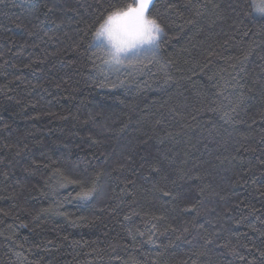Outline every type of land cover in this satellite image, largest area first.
I'll list each match as a JSON object with an SVG mask.
<instances>
[{"label":"trees","instance_id":"1","mask_svg":"<svg viewBox=\"0 0 264 264\" xmlns=\"http://www.w3.org/2000/svg\"><path fill=\"white\" fill-rule=\"evenodd\" d=\"M262 3L155 0L160 54L120 85L115 75L104 81L89 62L94 49L85 51L104 14L97 0H0V264H264V89L252 83L264 77ZM245 53L238 74L232 65ZM232 77L246 96L229 122ZM128 149L126 170L112 172ZM57 168L111 174L94 199L64 201L79 189L55 197ZM55 199L67 216L36 219ZM198 201L215 211L197 217L188 206ZM237 238L243 260L224 246Z\"/></svg>","mask_w":264,"mask_h":264},{"label":"snow or ice","instance_id":"2","mask_svg":"<svg viewBox=\"0 0 264 264\" xmlns=\"http://www.w3.org/2000/svg\"><path fill=\"white\" fill-rule=\"evenodd\" d=\"M97 6L104 8V14L98 18V26H95V30L92 32V40L88 44V50L94 49L89 56V62L93 65V69L98 73L100 77H103L104 81H108L110 76L115 75L119 80L120 85H123L129 82L131 79H134L135 76L142 74L147 65L144 63L145 59L156 58L160 54V41L162 34L164 33V28L160 19L157 15H153V9L155 8V0H131V2L124 4H110L105 7L103 4L97 0ZM168 7L171 9L174 6L169 4ZM51 11V9H49ZM19 26V25H17ZM94 25H85V35L87 32L92 29ZM33 33L29 32V35ZM72 51H77L80 48V44L73 41L70 46ZM66 50H61L57 55L63 54ZM147 52V55H145ZM248 53H245L242 57L239 58L238 64H233L232 67L237 73H243L245 71L243 65L247 59ZM100 60V64L96 63V59ZM171 63V62H169ZM30 64L24 65L25 68L30 67ZM160 71L164 74V80L167 82L171 79V76L168 72V64H161ZM123 75V79H121ZM19 79V77H17ZM232 82H234V90L236 93L235 102H230L227 109L223 110V118L226 121H232L234 119V113H237L240 106L243 104V101L246 96V85L240 81H236L235 77H232ZM253 86L260 85L264 89V77L254 80ZM104 86V84H101ZM113 87L117 85L112 84ZM60 87V85H57ZM8 88V85H0V92H5ZM248 92L252 91V88L247 89ZM11 99V97H9ZM98 115V114H97ZM67 119V117H64ZM159 123V121H157ZM5 127H8L5 125ZM147 141H141V143H146ZM93 143L96 145H101L100 141L93 140ZM238 151V150H237ZM132 149H128L126 152H122L120 157L112 162V172H123L126 170L128 164L132 161ZM19 154V153H18ZM235 160L236 157L231 158ZM264 164V161L261 162ZM153 172H159V167H153L151 169ZM105 174L103 170L95 171L91 174L87 173L86 170L84 173L78 172L73 169L70 172H66L63 169L57 168L54 175L57 176L56 187L52 189V194L55 197L60 196V190L66 189L69 186H75L79 189L76 191L75 196H72V193L69 192L66 196L63 197L64 201H68L69 198L78 200L81 202H87L94 199L101 192L100 177ZM124 184L131 185L134 183L133 180L125 177ZM126 189H121L125 191ZM165 195H171L170 192L165 191ZM106 198L112 199L113 197L107 196ZM63 203L59 199H55L52 205H49L48 208H42L37 213L36 219L40 218L41 214H55V215H65L66 213L61 212ZM192 211L196 212L197 217L211 214L215 209L205 208L202 202H197L195 204H190L188 206ZM255 209L250 210V214L255 213ZM7 215V213H5ZM125 220H128L129 217L125 216ZM75 223V221H72ZM195 223V221H193ZM239 223V221L237 222ZM21 227H27L25 224H21ZM255 230V229H253ZM175 231V229H173ZM190 230L188 227H184L183 232L188 233ZM141 236L144 233H140ZM67 239V237H65ZM147 243H155V240L152 238V235H149ZM214 241L211 237H205V245L211 244ZM51 241H49V244ZM79 244V241L75 242ZM227 247L234 257L243 260L238 251L239 247H245L239 243L237 238L235 243L231 241L224 245ZM260 255L264 257V249H257ZM19 256V254H17ZM251 264V262H250Z\"/></svg>","mask_w":264,"mask_h":264},{"label":"clouds","instance_id":"3","mask_svg":"<svg viewBox=\"0 0 264 264\" xmlns=\"http://www.w3.org/2000/svg\"><path fill=\"white\" fill-rule=\"evenodd\" d=\"M254 10L258 15H264V3L254 5Z\"/></svg>","mask_w":264,"mask_h":264},{"label":"rangeland","instance_id":"4","mask_svg":"<svg viewBox=\"0 0 264 264\" xmlns=\"http://www.w3.org/2000/svg\"><path fill=\"white\" fill-rule=\"evenodd\" d=\"M147 52H145V54H146Z\"/></svg>","mask_w":264,"mask_h":264}]
</instances>
